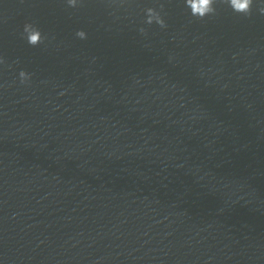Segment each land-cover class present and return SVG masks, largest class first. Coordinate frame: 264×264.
Returning <instances> with one entry per match:
<instances>
[{
	"label": "water",
	"instance_id": "95a60500",
	"mask_svg": "<svg viewBox=\"0 0 264 264\" xmlns=\"http://www.w3.org/2000/svg\"><path fill=\"white\" fill-rule=\"evenodd\" d=\"M261 2L0 0V264H264Z\"/></svg>",
	"mask_w": 264,
	"mask_h": 264
},
{
	"label": "clouds",
	"instance_id": "9594fccd",
	"mask_svg": "<svg viewBox=\"0 0 264 264\" xmlns=\"http://www.w3.org/2000/svg\"><path fill=\"white\" fill-rule=\"evenodd\" d=\"M108 6L111 7L117 0H107ZM255 0H185V7L190 9V14L197 20H203L206 17L216 16L218 14L216 5L222 3L232 9V11L238 15L246 18H250L253 14V5ZM69 7L77 8L83 6L84 0H66ZM129 3V0H119V5L123 7ZM259 14L264 15V2H261L257 8ZM145 19L144 24L152 25L156 24L161 29L167 28V22L164 19V4L159 3L157 7H147L144 9ZM138 31L141 35H147V29L145 27H139ZM22 38L32 46L36 47L44 44L48 39L45 34L42 33L40 28L31 22H27L23 26ZM75 35L79 39H86L87 34L84 30L76 31ZM6 60L0 57V65H5ZM21 84H27L31 79V74L21 70L18 74Z\"/></svg>",
	"mask_w": 264,
	"mask_h": 264
}]
</instances>
